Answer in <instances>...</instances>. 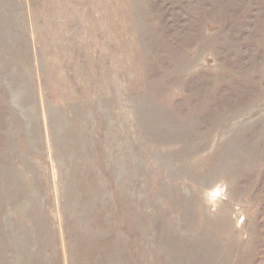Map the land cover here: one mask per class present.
Masks as SVG:
<instances>
[{
  "label": "rangeland",
  "instance_id": "1",
  "mask_svg": "<svg viewBox=\"0 0 264 264\" xmlns=\"http://www.w3.org/2000/svg\"><path fill=\"white\" fill-rule=\"evenodd\" d=\"M0 264H264V0H0Z\"/></svg>",
  "mask_w": 264,
  "mask_h": 264
}]
</instances>
